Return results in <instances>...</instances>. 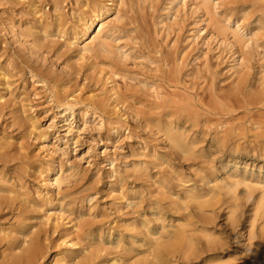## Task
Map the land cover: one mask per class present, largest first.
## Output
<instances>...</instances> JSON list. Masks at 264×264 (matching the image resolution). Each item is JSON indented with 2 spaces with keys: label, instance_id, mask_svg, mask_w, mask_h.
Returning <instances> with one entry per match:
<instances>
[{
  "label": "rangeland",
  "instance_id": "374dc122",
  "mask_svg": "<svg viewBox=\"0 0 264 264\" xmlns=\"http://www.w3.org/2000/svg\"><path fill=\"white\" fill-rule=\"evenodd\" d=\"M252 4L0 0V264L32 242L37 256L17 264L132 263L206 201L218 204L196 232L221 253L168 263L264 264V104L248 102L264 86V36ZM169 103L180 119L167 120ZM157 116L182 132L180 147Z\"/></svg>",
  "mask_w": 264,
  "mask_h": 264
},
{
  "label": "bare ground",
  "instance_id": "6f19581e",
  "mask_svg": "<svg viewBox=\"0 0 264 264\" xmlns=\"http://www.w3.org/2000/svg\"><path fill=\"white\" fill-rule=\"evenodd\" d=\"M244 7L246 5H243ZM253 15L257 12H261V15L255 17L257 18L258 25L262 24V27L257 28L258 31H261L264 36V2H259L257 0H253ZM91 27V26H90ZM256 28V27H255ZM243 80H239L237 84L234 86V88L231 90V93L224 96L225 102L222 103L220 106V110L218 111L219 114H228L231 111V108L234 105H237L236 100L238 99V96L240 94H243ZM249 103L250 101H255L254 103L263 102L264 104V86L262 87V90L259 93H253L249 97ZM168 112H165V117L167 120L170 117L176 116L178 119L181 118V116L184 115L185 110L182 108H178L175 103L173 105L171 103L168 104ZM186 115L189 117V120H191L192 123H198V116L195 113L186 112ZM186 118V116H184ZM150 123L153 125H156L158 123H163L164 125L162 127H159L158 130L164 129L165 136L168 138L169 141H171L172 146L174 148L180 147L175 140H177V136H182V132L178 131L173 127L172 121H168L165 123L162 122V119L160 116L157 117H151L149 120ZM257 124H264V121H257ZM225 136H236L235 133H230L229 131H225ZM219 144L222 147H228L226 141H220ZM256 146H260L258 143H255ZM236 149V146L233 147V149ZM232 149V148H231ZM8 151L9 149H5ZM7 155V154H6ZM235 188H238L239 186L237 184L234 185ZM218 204L217 201H206L204 203L200 204L199 209L201 210V213H195L192 215L190 219H186L184 223L181 225H178L177 228L173 232H166L163 237L166 238L164 243H158L155 245H152L148 247L147 254L141 259L135 260L132 263H128V259H124L125 257H120V263L121 264H170L168 261L170 260H179V262L185 261V260H191L190 256L193 255V253H200L208 255L209 253L214 255L215 257L219 256L221 253L219 251V247L217 244L212 243L214 240L207 238L205 235H198L196 232L198 225L201 226V228L205 229L207 227L206 224H209L210 219L204 214L206 211H211V213H214L215 206ZM234 204L229 205V209H231V212L234 209ZM262 206H260L261 209V215L264 217V199L261 203ZM194 221H192V220ZM151 235H154L155 233L149 232ZM231 233V231H229ZM227 238L230 236L225 235ZM37 244V243H36ZM38 245V244H37ZM39 247L35 246L33 242L29 245V248L25 251V256L19 257L15 256L13 258L9 257L8 263L17 264L20 261H26L27 263H32V259L37 256L39 253ZM125 255V254H124ZM197 257L199 254H195ZM126 256V255H125ZM194 258H197V257ZM203 257V256H202ZM90 259L88 256H85L83 259L79 260L76 264H92L90 263ZM118 263V264H120Z\"/></svg>",
  "mask_w": 264,
  "mask_h": 264
}]
</instances>
